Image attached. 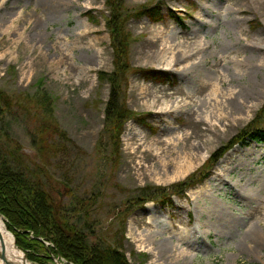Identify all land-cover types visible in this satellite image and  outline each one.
<instances>
[{"label": "rangeland", "instance_id": "obj_1", "mask_svg": "<svg viewBox=\"0 0 264 264\" xmlns=\"http://www.w3.org/2000/svg\"><path fill=\"white\" fill-rule=\"evenodd\" d=\"M49 1L0 0V88L21 111L0 118V158L7 131L69 208L87 204L80 216L92 239L118 238L132 264H264V141L234 144L172 204L148 200L120 212L142 187L184 180L255 123L264 106V0H166L160 21L133 15L121 100L139 119L114 142L105 128L115 70L106 2L58 0L56 10ZM157 1L125 6L132 14ZM33 103L64 138L52 128L40 134L41 109H21ZM258 122L264 129V113ZM157 140L171 149L157 156Z\"/></svg>", "mask_w": 264, "mask_h": 264}, {"label": "trees", "instance_id": "obj_2", "mask_svg": "<svg viewBox=\"0 0 264 264\" xmlns=\"http://www.w3.org/2000/svg\"><path fill=\"white\" fill-rule=\"evenodd\" d=\"M105 2L109 11L106 24L110 29L115 61L114 73L110 79L106 78L110 82L111 93L105 109V128L112 131V139H110L114 142L116 139L119 140L122 126L128 119H139L137 114L128 109L121 100L122 93L123 95L125 93L121 76L132 68L127 60L132 41V36L127 29V21L133 15H147L153 21L162 20L164 18L162 7L166 0L143 5L132 14L125 6V0H105ZM172 17L183 23L182 17L174 14ZM138 70L142 71L145 77H150L152 74L157 77L159 73L152 69ZM115 73H121L120 78H115ZM106 76L105 71L98 75L102 80H105ZM38 99L41 101L37 100V103L41 105H46V100H48L45 95ZM33 104H30V107L23 105L21 109L25 113L30 112L32 106L36 108L35 110L41 109V113L44 114L42 117H46V121H41L40 134L52 128L56 134L61 136V139L64 138L65 132L61 131L57 125L50 126L48 123H54L52 119L42 111L41 107L38 108ZM19 112L21 111L17 109V103L13 97L0 88V118L5 121ZM263 113L264 106L259 111V116L254 119V124L245 128L231 143L219 147L201 168L189 174L184 180L169 186H144L134 199L129 203L128 200L126 201L125 207L121 208L120 212L125 214L129 206L133 207L148 200L172 204V194L183 196L186 189L203 182L210 175L218 159L234 144L244 142L247 137L263 142L264 129L254 127L256 123H259ZM145 121L146 119L142 120V122ZM2 133L5 140L2 149H6H1L3 155L0 158V213L6 219L8 230L15 235L17 246L27 252L28 258L39 264H50L54 262L53 257H63L68 261L67 264H132L117 237V242L114 243L92 239L93 229H90L84 221L85 214L80 216L81 210L87 204L82 203L78 207L69 208L67 202L60 198L59 193H56L55 186L58 183H52L47 169L39 163L27 162L24 156L26 153L20 143L7 131ZM37 140L38 138L35 139L36 142ZM42 141L45 142L43 135ZM67 185L70 187L69 184ZM73 200L78 204L83 199L76 197ZM119 235L123 237L125 230L121 228ZM45 242H49L50 245L47 246Z\"/></svg>", "mask_w": 264, "mask_h": 264}, {"label": "bare ground", "instance_id": "obj_3", "mask_svg": "<svg viewBox=\"0 0 264 264\" xmlns=\"http://www.w3.org/2000/svg\"><path fill=\"white\" fill-rule=\"evenodd\" d=\"M58 3H59L58 0L56 1V3H54L53 0H50L49 6L53 9L58 10L57 7ZM180 55H182L185 58V60H187L189 57L187 52L184 51L183 53L180 52ZM174 58L175 56H173L169 61H167V63L171 64ZM176 60H178V58ZM156 144L158 149L157 156H161L166 151L170 150L171 149L170 147L172 146L168 142L162 140H157ZM168 161H170V159ZM0 237L5 241L6 250L8 252V254L6 255L0 249V264H36L31 261L24 262L23 259H21L23 256L22 251L19 248H17L15 237L12 234V232L8 230L4 218L2 217L1 214H0Z\"/></svg>", "mask_w": 264, "mask_h": 264}, {"label": "water", "instance_id": "obj_4", "mask_svg": "<svg viewBox=\"0 0 264 264\" xmlns=\"http://www.w3.org/2000/svg\"><path fill=\"white\" fill-rule=\"evenodd\" d=\"M15 242H16V239H15ZM17 246V245H16ZM17 248H19L21 251H22V258L24 262H28L29 259H28V256H27V252L23 249H21L20 247L17 246ZM0 249L1 251L4 253V254H8L7 250H6V244H5V241L0 237Z\"/></svg>", "mask_w": 264, "mask_h": 264}]
</instances>
